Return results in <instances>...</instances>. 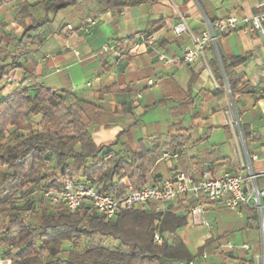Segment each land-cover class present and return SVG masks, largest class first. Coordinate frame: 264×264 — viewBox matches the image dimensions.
<instances>
[{
	"label": "crops",
	"instance_id": "obj_1",
	"mask_svg": "<svg viewBox=\"0 0 264 264\" xmlns=\"http://www.w3.org/2000/svg\"><path fill=\"white\" fill-rule=\"evenodd\" d=\"M23 1L5 0L0 7V35L6 32L13 39L8 47L4 45L7 53L2 52V59L9 64L7 73L19 82L15 89L29 77L31 94L40 87L70 91L82 101L101 106L104 123L92 129L94 142L102 153L121 154L124 161L140 152L141 160L149 164L150 180L144 185L178 171L196 177L207 171L214 176L247 174L249 166L243 168L242 163L248 155H256L251 167L257 185L264 188L263 34L242 27L230 30L216 42L208 41L205 59L194 63L167 64L158 55L178 58L193 46L190 33L175 32L181 16L192 33L201 36L209 31V21L257 14L264 10V0H142L120 8H109L103 0H79L64 8L57 7L61 0H26L31 5L27 26L33 20L40 26L27 32L15 21V8ZM88 19L95 23L89 24ZM140 34L153 37L155 44L133 49L127 40ZM37 35L39 41L29 46V36ZM19 41L30 52L19 48L20 65L16 66L11 54ZM107 43L117 44L122 56L103 52ZM245 55L248 59L236 71L247 89L233 97L222 57L229 61ZM149 80L155 83L150 86ZM41 119L40 114L31 118L34 124ZM242 126L252 135L248 145ZM173 145L179 149L175 151ZM164 151L180 152V156L161 159ZM55 172L62 174L60 168ZM92 182L116 195L134 188L128 175ZM21 196L17 204L22 206ZM200 202L208 224L192 222L190 209L197 200L191 196L168 203L163 210L187 218L176 234L190 259L173 264H264V210L260 213L253 204L232 209L224 201L203 198ZM150 208L156 211L154 204ZM163 235L170 242L174 237L168 232ZM245 244L249 247L244 248ZM0 261L11 264L7 259Z\"/></svg>",
	"mask_w": 264,
	"mask_h": 264
},
{
	"label": "trees",
	"instance_id": "obj_2",
	"mask_svg": "<svg viewBox=\"0 0 264 264\" xmlns=\"http://www.w3.org/2000/svg\"><path fill=\"white\" fill-rule=\"evenodd\" d=\"M4 1L0 0V7ZM78 1L61 0L57 7ZM103 1L109 8H120L142 0ZM30 7L24 0L15 8V21L25 32L40 27L36 20L27 26ZM222 34H217V39ZM39 38L29 36V46ZM10 43L12 36L2 32L0 52H5ZM29 46L22 41L14 45L11 59L16 66L20 65L18 49L29 53ZM248 57L235 56L229 61L222 57L233 97L247 89L236 69ZM3 61L0 57V215L6 225L0 226V259L10 260L11 264H173L190 259L188 248L176 234L178 228L187 224L184 215L150 208L123 210L107 220L87 204L71 212L49 205L34 193L40 182L45 186L54 183L52 178L59 177L57 168L63 178L83 175L92 181L128 175L136 189L149 182V164L141 160L140 152L134 153L131 161H124L121 154L102 153L91 135L93 128L104 123L102 107L82 101L70 91L57 93L40 87L31 94L27 77L13 92L2 94L1 82L9 67ZM131 111L130 107L128 112ZM39 114L41 121L32 123L31 118ZM242 132L248 145L251 132L244 126ZM172 147L179 149L178 145ZM18 195L24 198L22 206L17 204ZM166 232L174 234L172 241L157 244L155 234ZM107 238L120 246H106Z\"/></svg>",
	"mask_w": 264,
	"mask_h": 264
},
{
	"label": "built area",
	"instance_id": "obj_3",
	"mask_svg": "<svg viewBox=\"0 0 264 264\" xmlns=\"http://www.w3.org/2000/svg\"><path fill=\"white\" fill-rule=\"evenodd\" d=\"M89 24H94L93 19H88ZM242 27L245 31H260L264 36V10L249 16H229L225 19L216 20L213 23L209 21V31L201 36L192 33L186 19L181 16L180 23L175 27V32L180 34L188 32L192 36L193 46L187 47L182 55L173 58L160 52L159 58L167 64L194 63L198 59H205V47L208 41H217V34L226 33L230 30ZM133 49H139L141 46L152 47L155 44L153 37L140 34L127 40ZM103 52L112 51L113 54L120 57L122 50L115 43H107L102 47ZM18 80L11 74H5L3 77V91L10 94ZM154 80H149L151 86ZM140 96V95H139ZM241 141L244 139L241 136ZM180 152L164 151L161 153V159H176ZM256 155H248L247 162L242 163L243 168L249 166V173L226 172L221 176H214L211 172H204L196 177L187 174L184 171H178L174 175L161 178L154 184L143 185L139 188L130 189L122 195H116L104 190L98 184L90 180L63 178H52L53 184L45 186L40 182L35 187V192L47 203L56 208L64 207L71 212L77 211L81 206L87 204L96 213L104 216L107 220L114 218L123 210H142L151 205H155L156 211H163L168 203L177 201L181 198L191 196L197 200V204L190 209L192 222L195 224H208L203 217V206L200 202L203 198L209 202H226L227 206L236 209L241 205L250 206L253 204L260 213L264 210V188L257 185V174L253 172L251 163L256 160ZM261 230L264 236V223H261ZM155 242L162 244L165 236L156 233ZM264 242V237H263ZM232 247V244H228ZM248 248L247 244L243 245ZM0 264H5L0 261Z\"/></svg>",
	"mask_w": 264,
	"mask_h": 264
},
{
	"label": "rangeland",
	"instance_id": "obj_4",
	"mask_svg": "<svg viewBox=\"0 0 264 264\" xmlns=\"http://www.w3.org/2000/svg\"><path fill=\"white\" fill-rule=\"evenodd\" d=\"M6 53H7V51H6ZM4 55V53H2V52H0V57H2ZM6 92V91H5ZM13 92V91H12ZM32 123H34V121H32ZM6 225V220L4 219V216L3 215H0V226L1 227H3V226H5ZM118 242L117 241H115L114 239H112V238H107V239H105V242H104V244L106 245V246H114V245H116ZM65 244H67V246H69L70 245V243H68V242H66ZM73 244V243H72ZM66 245H65V247L64 248H68ZM0 252H2L1 250H0Z\"/></svg>",
	"mask_w": 264,
	"mask_h": 264
}]
</instances>
